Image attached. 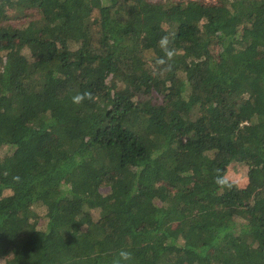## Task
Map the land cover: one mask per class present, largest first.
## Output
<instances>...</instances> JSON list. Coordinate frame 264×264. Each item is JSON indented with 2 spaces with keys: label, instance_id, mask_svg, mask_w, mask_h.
I'll list each match as a JSON object with an SVG mask.
<instances>
[{
  "label": "trees",
  "instance_id": "obj_1",
  "mask_svg": "<svg viewBox=\"0 0 264 264\" xmlns=\"http://www.w3.org/2000/svg\"><path fill=\"white\" fill-rule=\"evenodd\" d=\"M120 250L264 264V0H0V260Z\"/></svg>",
  "mask_w": 264,
  "mask_h": 264
},
{
  "label": "clouds",
  "instance_id": "obj_2",
  "mask_svg": "<svg viewBox=\"0 0 264 264\" xmlns=\"http://www.w3.org/2000/svg\"><path fill=\"white\" fill-rule=\"evenodd\" d=\"M170 39L168 35H164L160 38L158 41V46L162 49V51L165 53V58L158 59L156 61L157 65H167L163 70L169 71L171 70V64L168 63V61H171L174 58L175 55V49L170 47ZM92 100L94 99L93 94L91 92H84V93H77L72 97V103L73 104H80L84 100ZM14 181H18L19 177H14ZM214 183L217 184V186L221 189L231 187V185L228 183L227 179L222 176L217 170V174L214 178ZM133 260L131 252L127 250H120L116 257L113 260V264H131Z\"/></svg>",
  "mask_w": 264,
  "mask_h": 264
},
{
  "label": "rangeland",
  "instance_id": "obj_3",
  "mask_svg": "<svg viewBox=\"0 0 264 264\" xmlns=\"http://www.w3.org/2000/svg\"><path fill=\"white\" fill-rule=\"evenodd\" d=\"M228 177L231 181H235L239 187H243L246 184V169L243 166H234L229 169ZM97 213L94 215L96 216ZM0 264H3V261L0 260Z\"/></svg>",
  "mask_w": 264,
  "mask_h": 264
}]
</instances>
